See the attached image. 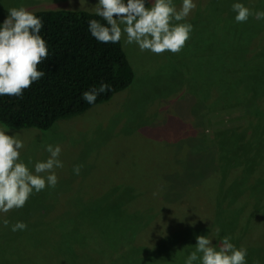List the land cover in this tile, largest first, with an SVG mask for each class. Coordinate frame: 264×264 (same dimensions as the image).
Masks as SVG:
<instances>
[{
    "label": "rangeland",
    "instance_id": "374dc122",
    "mask_svg": "<svg viewBox=\"0 0 264 264\" xmlns=\"http://www.w3.org/2000/svg\"><path fill=\"white\" fill-rule=\"evenodd\" d=\"M206 1L200 2L203 11L194 10L187 18L193 31L179 53L141 52L135 44H124L122 36L134 81L109 102L70 121H59L46 132L10 130L9 134H18L24 142L21 159L25 163L46 159L44 146L58 144L63 167L55 169L58 183L54 188L34 193L24 207L3 214L9 226L0 223V230L7 233L22 219L31 225L40 214L45 218L58 216L52 217L56 221L34 245L25 246L27 242L21 243L19 238L14 245L9 244L15 249L12 255L0 251V264H123V256L142 248L147 250V259L156 251L157 264H183V259H168L166 250L171 255L172 246L162 238L179 229L193 232L203 224L202 208L209 209L215 187L211 182L204 184L208 196L195 191L187 192L181 200L178 196L171 201L177 204H170L167 212L162 207L157 209V203L172 189L179 190L181 181L208 171L215 176L212 169L220 160L214 152L221 145L229 152L247 142L230 133L226 138L220 134L215 141H206L202 133L201 140L205 111L217 100L219 105L226 104L230 95L237 99L230 103H241L238 96L245 93L255 110L264 111V21L250 17L245 23H236L231 10L235 0H218L208 13ZM240 2L253 12L264 10L262 0ZM174 3L179 8L181 0ZM95 4L96 0H0V23L10 8L24 7L32 13H94ZM252 76L261 77V88L237 85L238 79ZM223 114L214 122L219 128L229 124L227 114ZM256 143L264 146L263 140ZM75 165L81 166L79 175L73 174ZM258 188L264 191L263 186ZM124 212L143 217L137 228L141 236L137 244L120 241L121 237L113 233L119 225L113 213ZM101 213L102 219L98 217ZM177 235L186 240L183 234Z\"/></svg>",
    "mask_w": 264,
    "mask_h": 264
},
{
    "label": "trees",
    "instance_id": "16d2710c",
    "mask_svg": "<svg viewBox=\"0 0 264 264\" xmlns=\"http://www.w3.org/2000/svg\"><path fill=\"white\" fill-rule=\"evenodd\" d=\"M201 1L197 0L196 3L195 10L198 13L203 11V8L200 9ZM208 1L206 2L209 5L205 7V12L218 2V0ZM34 14L43 21L44 26L39 34L48 46V58L37 66V69L43 71L45 76L25 89L22 97H0V126L12 131L46 132L59 121H70L98 105L109 102L116 94L127 90L132 85L134 72L122 42L103 44L90 35L89 20L97 19L104 23L94 13L39 11ZM260 82L259 76L244 77L236 81L237 85L249 89L250 87L261 88ZM101 83L107 84L111 91L99 95L96 102L89 105L81 98V94L91 88H99ZM238 97L241 103H236L237 99L232 100L230 95V100L236 101L235 103H230L228 100L226 104L219 105L217 100L212 109L205 111V116L200 123V139L202 140V133H205L206 141H215L220 134L226 138L227 133H230L239 139L243 137L247 141L246 145L237 148L241 150L235 149L229 152L224 145H221L214 152L217 160L219 158L221 161L216 160L217 166L212 169V174L215 176H211L208 171L190 180L181 181L179 190L172 189L157 203L159 205L156 206L157 209L162 207V210L165 209L167 212L170 204H177L178 201L172 203L171 201L178 199V196L180 200L184 199L189 191L198 192L199 196L200 192L208 196L206 193L208 191L202 188L204 184L211 182L215 187L212 197L210 196L212 204L208 205L209 209L202 208L205 218L203 224L195 227L193 232H188V229L184 231L179 229L162 238L172 246L168 247L173 251L171 255L166 250L169 260L183 259L187 251L194 249L195 237L207 235L213 239L217 247L221 237H231V242L236 247L247 249V264H264V191L261 193L258 188L260 185L264 187V146L258 147L256 143L259 139L264 141V111L259 112L254 109V102L248 101V93ZM220 113L228 116L229 124L223 128H219L214 123L220 118ZM124 213V215L113 213V218H119V225L113 228V233L118 238L121 237L120 241L129 240L137 244L141 237L137 228L141 225L139 223L143 217ZM102 214L98 215L100 219ZM55 216L58 215L46 218L41 214L37 218L35 216L36 222L27 225V228L21 232L7 233L4 229L0 230V251L5 250L12 255L14 247L9 244L14 245L13 241L19 238L21 243H28H25V246L34 245L42 240L47 234V227L56 221L52 218ZM109 217V214L105 215V218L109 219ZM122 217H127L128 220H122ZM2 219L3 215L0 216V220ZM21 221L25 223L24 219ZM217 229H219V235H217ZM177 232L180 235L183 234L186 240H180ZM30 240H32L31 243L28 242ZM142 246L144 245L140 247ZM143 249H136L131 254L123 256L121 263L123 261V264H144L150 259L149 264H157V261H154L156 251L147 259L144 257L147 250L143 251ZM25 264L34 263L26 261Z\"/></svg>",
    "mask_w": 264,
    "mask_h": 264
},
{
    "label": "clouds",
    "instance_id": "9594fccd",
    "mask_svg": "<svg viewBox=\"0 0 264 264\" xmlns=\"http://www.w3.org/2000/svg\"><path fill=\"white\" fill-rule=\"evenodd\" d=\"M197 7L195 0H181L177 8L174 0H96L94 14L88 21L90 35L99 43L117 44L122 36L124 44H135L141 52L153 54L179 53L190 39L193 25L187 18ZM236 23H245L250 17L264 21V10L253 12L240 0L231 5ZM0 23V97H22L23 91L41 80L45 73L37 69L48 58V46L39 34L43 21L24 7L10 8ZM111 91L107 84L91 88L81 98L92 105L97 97ZM10 129L0 126V216L24 207L34 193L54 188L58 183L55 169L63 167L61 147L46 144V159H21L23 140ZM31 165V167H29ZM80 165L73 174L79 175ZM8 227L7 219L0 220ZM27 225L17 221L10 226L12 232L24 231ZM219 235V229H217ZM194 249L184 255L183 264H247V249L236 247L231 237L220 239L219 247L207 235L195 237Z\"/></svg>",
    "mask_w": 264,
    "mask_h": 264
}]
</instances>
